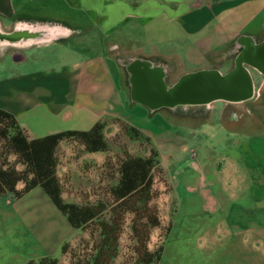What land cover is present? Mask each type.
Listing matches in <instances>:
<instances>
[{
    "label": "crops",
    "instance_id": "crops-1",
    "mask_svg": "<svg viewBox=\"0 0 264 264\" xmlns=\"http://www.w3.org/2000/svg\"><path fill=\"white\" fill-rule=\"evenodd\" d=\"M236 1L0 0V25L57 30L52 40L29 48L31 52L17 62L37 64L35 69L15 68L17 72L4 79L5 103L0 107L16 120L28 111L47 108L54 116L80 126L88 122L91 128L109 117L124 118L127 103L149 110L154 128L140 132L158 151L174 203L160 260L153 264H236L231 256L222 260V254H235L230 240L237 231L264 237V129L237 131L223 115L224 105L215 100L205 103L212 105L210 112L202 106L190 113L199 120L195 124L171 112L158 115L174 107L150 108L134 100L130 72L125 76L119 65L122 53H131L132 60L136 54L159 59L218 54L220 47L212 48L215 35L220 37L217 46L228 43L234 50L237 13L252 7L247 0ZM249 38L245 42L251 43ZM126 85L128 100L121 95ZM80 128L74 129L84 130ZM22 186L18 183L16 188ZM51 202L39 186L19 198L6 193L0 199V264H28L60 252L74 228ZM14 224L29 228L35 239L31 251L26 234L21 229L14 232Z\"/></svg>",
    "mask_w": 264,
    "mask_h": 264
},
{
    "label": "rangeland",
    "instance_id": "rangeland-1",
    "mask_svg": "<svg viewBox=\"0 0 264 264\" xmlns=\"http://www.w3.org/2000/svg\"><path fill=\"white\" fill-rule=\"evenodd\" d=\"M248 2H252L250 3L252 7L244 11L240 9L237 13L239 19H236L235 24L236 35L235 39H232V43L237 44L234 50L233 45L231 44V46H229L228 43L226 45L221 44V46H217L216 43L219 42L220 37L215 35L212 36L214 37L212 48L219 49L220 47L221 52L218 54L210 53L201 56L188 53V57L186 58L177 55L167 59L165 57L159 59L154 56H150V58L142 54H136L134 56L138 58L132 60L133 56L131 53H122V55L119 56V65L122 71L126 76L129 73L128 68L132 62L157 65L160 66L162 71L166 74L164 81L167 86H171L177 81L181 77L179 75L182 73L185 74L186 70L192 72L203 66H215L216 70L222 74L227 72L234 66L236 52L240 51L247 38L250 37L248 40H250L251 43H258V41L260 42L264 39V0H247V4ZM259 4L262 5L260 10L255 6ZM18 26L19 25L13 26L12 24L0 25V36H5L8 40V43L0 46V105L5 103L3 94L5 77L14 75L17 72L14 71L15 68L20 72H24L37 67V64H29L30 62L17 63L22 60L24 55L31 52L29 48H36L38 44L42 42L38 41L25 45L16 44V41L23 36L22 30H19ZM36 30L37 32L35 33L39 34V36L46 33L42 28ZM168 50L171 49L168 48ZM113 64L116 65V62L114 61ZM250 72L252 75L253 88L249 98L238 102L221 99L214 101L215 104L224 105L223 115L228 117V120L235 124L237 131L241 129L262 131L264 129V75L253 69H250ZM121 90L123 99L128 100L129 86L126 85V87ZM202 106L206 107L204 112H210L212 105H176L173 109L165 108L159 110L157 114L161 115L171 112L174 118L185 123L195 124L199 120L192 119L193 116L190 113L198 112L199 108H202ZM124 112V118L109 117L103 121V133L108 142V149L106 151L87 152L84 150V146L75 140L65 139L59 143L56 148V154L59 158L56 172L61 179L62 193L65 200L80 202L85 198L93 200L98 197L110 200L108 197V185L116 181L118 160L126 152L133 155L145 156L148 154L152 143L146 142L143 137H141V140L132 139L125 131V124H130L143 132L147 130L148 127L154 128L151 125V116L148 115L149 110L139 103H134L131 107L129 103H127ZM202 112L203 111H201V113ZM41 113H43V115ZM203 117L204 113L200 114V118L203 119ZM17 123L29 137L47 135L67 129H74L76 127H84L80 128L84 130L90 127L88 122L87 124H83L84 126H80L73 122V120H63L49 113L47 108L28 111L24 116L17 118ZM2 144L3 143L0 141V152L2 151ZM8 160L15 164L18 170L24 168L23 165L15 161L13 155L10 154ZM156 168L164 174L163 176L168 183L166 173L163 171L162 167L158 164ZM21 184L20 182L19 186ZM165 189L166 185L163 183H160L157 187V190L161 192ZM169 192L170 190H167V192L161 193L150 201L152 207L157 205L160 211L163 208L165 209H163V213L166 214V218L163 221L166 222V225L163 226L161 232L168 224H171L172 220L174 203L170 199ZM109 215L108 212L104 213L106 218H108ZM178 216L179 212L176 217ZM134 217L135 214L131 212H127L122 217L118 235L115 241L113 240L114 243L116 242V245L112 249V253H114L115 256L110 262H107L108 260H106L104 251L101 248L103 242L99 234L98 226L93 222L82 229H73L74 231L70 229V236H68L62 244L60 252L50 257L55 258V262L53 263L50 260L46 261L45 264H92L94 262H100V264H133L138 257L136 239L131 230ZM15 222L17 221L14 219V223ZM65 223L66 219L62 215L60 220L62 230ZM155 228L156 227L149 230L150 236ZM20 229L24 232V235L26 234L25 236L28 241L27 248L31 251L35 245V239L31 235V232H29V228L25 225H13L14 232ZM248 232L249 231L246 230L237 231L236 237L230 240L231 246L236 245L235 254H226V256L222 254V260H228L229 256H231V260L235 259L237 261L236 264L264 263V237L249 236ZM148 236L145 239V245ZM14 245L17 244L15 243ZM32 264L38 263L34 261Z\"/></svg>",
    "mask_w": 264,
    "mask_h": 264
},
{
    "label": "trees",
    "instance_id": "trees-1",
    "mask_svg": "<svg viewBox=\"0 0 264 264\" xmlns=\"http://www.w3.org/2000/svg\"><path fill=\"white\" fill-rule=\"evenodd\" d=\"M125 126L126 133L132 139L141 140L143 137L146 142H150L149 137L136 127L130 124ZM103 128L104 122L98 121L87 130L70 129L30 139L18 125L15 117L0 107V141L3 143L0 152V199L6 193L19 198L34 187H41L72 228L82 229L93 222L96 223L103 242L101 248L107 262L114 259L115 254L112 253V249L116 242L114 243L113 240L115 241L118 235L122 217L127 212L134 213L131 230L136 239L138 257L133 264L156 263L160 260L170 224L163 229L162 243L153 249L149 248V230L160 225L159 208L157 205L152 207L150 201L170 190V186L164 174L156 168L159 161L158 151L154 146H150L145 156L126 152L118 160L116 181L108 185L110 200L98 197L74 202L67 201L63 197L61 179L56 172L59 163L57 146L62 140L68 139L82 144L87 152L106 151L108 142ZM10 154L14 156L15 161L23 165V169L18 170L15 164L8 160ZM20 182L23 186L17 189L16 186ZM160 183L166 185V189L162 192L157 190ZM105 212L110 214L108 218L104 216ZM50 260L55 262V258L50 257H44L36 262L45 264ZM33 262L30 261L28 264ZM92 264H100V262Z\"/></svg>",
    "mask_w": 264,
    "mask_h": 264
},
{
    "label": "water",
    "instance_id": "water-1",
    "mask_svg": "<svg viewBox=\"0 0 264 264\" xmlns=\"http://www.w3.org/2000/svg\"><path fill=\"white\" fill-rule=\"evenodd\" d=\"M250 69L264 75V39L258 43L245 42L227 72L212 69L187 72L171 86H166L160 66L132 62L128 68L134 99L150 108L205 104L218 99L245 100L253 88Z\"/></svg>",
    "mask_w": 264,
    "mask_h": 264
},
{
    "label": "bare ground",
    "instance_id": "bare-ground-1",
    "mask_svg": "<svg viewBox=\"0 0 264 264\" xmlns=\"http://www.w3.org/2000/svg\"><path fill=\"white\" fill-rule=\"evenodd\" d=\"M18 29L22 30L23 32V36L18 41H16V44H19V45L30 44V43L38 42V41L46 42L52 39L57 33V30L55 28H47L45 30L46 33L39 36V34L35 32H37L36 29H40V28L27 26L25 24H20L18 26ZM6 43H8V40L6 39V37L0 36V46Z\"/></svg>",
    "mask_w": 264,
    "mask_h": 264
},
{
    "label": "built area",
    "instance_id": "built-area-1",
    "mask_svg": "<svg viewBox=\"0 0 264 264\" xmlns=\"http://www.w3.org/2000/svg\"><path fill=\"white\" fill-rule=\"evenodd\" d=\"M163 209L161 211L159 210L160 211L159 212L160 225L155 228V230L153 231V233L150 236L148 246L151 249L160 245L162 243V241L164 240V237L162 234L163 231L161 232V229L163 228L164 225H166V222L163 221L166 218V214L163 213Z\"/></svg>",
    "mask_w": 264,
    "mask_h": 264
},
{
    "label": "flooded vegetation",
    "instance_id": "flooded-vegetation-1",
    "mask_svg": "<svg viewBox=\"0 0 264 264\" xmlns=\"http://www.w3.org/2000/svg\"><path fill=\"white\" fill-rule=\"evenodd\" d=\"M244 45V44H243ZM238 54V53H237ZM237 54L235 55V58H236V56H237ZM207 62H209V61H207ZM210 63V62H209ZM200 69H212V70H216V67L214 66V68L211 66V67H209V68H199V69H197V70H200ZM165 74V73H164ZM165 76H166V74H165ZM164 76V77H165ZM165 82V81H164ZM167 86V85H166ZM131 94H132V85H131ZM132 97H133V95H132ZM134 98V97H133ZM134 100H136V99H134ZM136 101H138V100H136Z\"/></svg>",
    "mask_w": 264,
    "mask_h": 264
}]
</instances>
